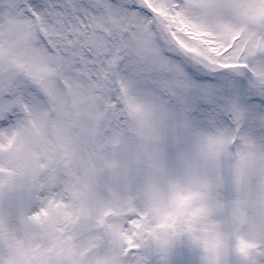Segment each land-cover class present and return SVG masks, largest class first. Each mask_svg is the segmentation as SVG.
Wrapping results in <instances>:
<instances>
[{
	"label": "snow or ice",
	"instance_id": "6c2138e0",
	"mask_svg": "<svg viewBox=\"0 0 264 264\" xmlns=\"http://www.w3.org/2000/svg\"><path fill=\"white\" fill-rule=\"evenodd\" d=\"M0 264H264V0H0Z\"/></svg>",
	"mask_w": 264,
	"mask_h": 264
}]
</instances>
